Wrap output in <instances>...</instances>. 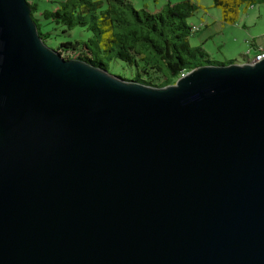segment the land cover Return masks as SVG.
I'll list each match as a JSON object with an SVG mask.
<instances>
[{
  "label": "water",
  "instance_id": "obj_1",
  "mask_svg": "<svg viewBox=\"0 0 264 264\" xmlns=\"http://www.w3.org/2000/svg\"><path fill=\"white\" fill-rule=\"evenodd\" d=\"M0 264H264V59L148 88L0 0Z\"/></svg>",
  "mask_w": 264,
  "mask_h": 264
},
{
  "label": "trees",
  "instance_id": "obj_2",
  "mask_svg": "<svg viewBox=\"0 0 264 264\" xmlns=\"http://www.w3.org/2000/svg\"><path fill=\"white\" fill-rule=\"evenodd\" d=\"M213 3L223 10V22L231 24L238 17L240 5L250 7L263 4L264 0H213ZM54 4L37 18V5L29 4L30 16L44 45L50 33H41L38 21L61 26L66 35L77 25L85 26L89 17L96 19L101 29L89 26L97 31L92 32L93 38L63 41L53 50L65 60L83 61L100 69L105 67L98 55L108 53L133 68L135 77L129 81L136 84L163 88L196 68L234 64L212 61L202 48L190 46L188 38L199 29L194 32L187 23L197 9L189 0L168 3L155 13L136 11L128 0H63ZM74 52L76 57L71 59L69 55Z\"/></svg>",
  "mask_w": 264,
  "mask_h": 264
},
{
  "label": "rangeland",
  "instance_id": "obj_3",
  "mask_svg": "<svg viewBox=\"0 0 264 264\" xmlns=\"http://www.w3.org/2000/svg\"><path fill=\"white\" fill-rule=\"evenodd\" d=\"M43 1H47L48 4V1L52 0ZM181 1L185 0H128L134 10L149 13L158 12L168 3L173 4ZM189 1L193 2L197 9L187 20V23L192 25L194 32L198 29L199 31L190 35L188 42L191 47L202 48L210 60L223 64L230 61L234 64H244L264 52V3L253 4L250 7L245 4L240 5L238 17L229 24L223 22V10L215 7L213 0ZM95 16L101 18L98 13ZM38 24L41 33H50L49 38L45 41V46L50 49H55L59 43L67 40L87 41L88 38H93V33H97V28L101 29V23L90 17L85 26L77 25L66 35L62 33L61 26L53 25L47 21H38ZM90 25L96 30H91ZM70 56L71 59L75 58V52ZM98 57L103 61L108 75L127 81L135 77L133 68L114 59L108 53L98 55ZM181 77L183 76L181 75Z\"/></svg>",
  "mask_w": 264,
  "mask_h": 264
},
{
  "label": "crops",
  "instance_id": "obj_4",
  "mask_svg": "<svg viewBox=\"0 0 264 264\" xmlns=\"http://www.w3.org/2000/svg\"><path fill=\"white\" fill-rule=\"evenodd\" d=\"M27 2H28V4H36L37 5V14H36V18L38 17V14L41 12V11H43V10H50V9H52L54 6H55V4L54 3H56V2H58V1H48V4H50L49 6H48V4H47V1H43V0H40V1H37V0H26Z\"/></svg>",
  "mask_w": 264,
  "mask_h": 264
},
{
  "label": "built area",
  "instance_id": "obj_5",
  "mask_svg": "<svg viewBox=\"0 0 264 264\" xmlns=\"http://www.w3.org/2000/svg\"><path fill=\"white\" fill-rule=\"evenodd\" d=\"M263 59H264V53H260V54L256 55L251 61H248V62L249 63H255V62L261 61Z\"/></svg>",
  "mask_w": 264,
  "mask_h": 264
}]
</instances>
